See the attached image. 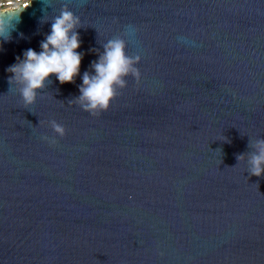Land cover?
Instances as JSON below:
<instances>
[{
    "label": "water",
    "instance_id": "obj_1",
    "mask_svg": "<svg viewBox=\"0 0 264 264\" xmlns=\"http://www.w3.org/2000/svg\"><path fill=\"white\" fill-rule=\"evenodd\" d=\"M64 5L81 21L80 75L51 77L25 109L6 69L40 51L41 19ZM126 25L141 80L90 116L71 101ZM52 120L55 147L41 139ZM256 139L264 0H33L0 41V264H264V174L236 160Z\"/></svg>",
    "mask_w": 264,
    "mask_h": 264
},
{
    "label": "clouds",
    "instance_id": "obj_2",
    "mask_svg": "<svg viewBox=\"0 0 264 264\" xmlns=\"http://www.w3.org/2000/svg\"><path fill=\"white\" fill-rule=\"evenodd\" d=\"M32 2L33 0H23V7L0 6V41L6 43L11 40L12 32L16 31L20 23L21 14ZM41 23H50L51 28L40 43V51L27 49L22 58L17 57L16 62L6 69L9 88L14 87L25 109L34 105L38 93L44 91L51 77L54 76L61 85L75 83L80 75L83 59V53L78 52L81 41L77 30L82 28L81 21L67 5L61 7L59 14L51 21L42 18ZM137 32L135 26L126 25L121 35L107 40L102 45V53H96L98 59L91 63L90 71L83 73L79 95L71 101L84 113L93 117L100 116L108 111L118 93L127 87L128 78L140 82L141 71L138 65L141 56L128 55L124 38L127 37L128 41H131ZM48 127L53 136L45 135L41 139L55 147L57 138L65 137L66 129L55 120L49 121ZM248 148L251 152L247 155L244 153L236 156L237 163L246 162L249 176L259 178L264 174V139L249 140Z\"/></svg>",
    "mask_w": 264,
    "mask_h": 264
},
{
    "label": "built area",
    "instance_id": "obj_3",
    "mask_svg": "<svg viewBox=\"0 0 264 264\" xmlns=\"http://www.w3.org/2000/svg\"><path fill=\"white\" fill-rule=\"evenodd\" d=\"M0 6L3 7H23V0H0Z\"/></svg>",
    "mask_w": 264,
    "mask_h": 264
}]
</instances>
